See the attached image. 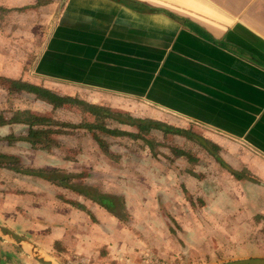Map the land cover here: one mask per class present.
Masks as SVG:
<instances>
[{"label": "crops", "instance_id": "0c3cea01", "mask_svg": "<svg viewBox=\"0 0 264 264\" xmlns=\"http://www.w3.org/2000/svg\"><path fill=\"white\" fill-rule=\"evenodd\" d=\"M40 1L0 0V12L32 19L23 32L25 55L35 58L22 80L108 109L106 129L138 134L123 124L131 118L189 136L152 130V146L122 136L140 141V151H121V164L107 152L87 154L84 173L78 155L63 169L73 189L65 178L60 186L45 180L46 191L60 187L47 192L55 215L44 213L34 190L2 189L0 226H23L55 264H185L238 254L241 220L249 240L254 219L264 223V0ZM4 42L0 33V77L14 78L18 60L6 57L14 46ZM173 147L191 151V162ZM220 162L249 178L238 180ZM103 196L114 209L97 202ZM8 214L18 219L8 222ZM13 253L31 264L26 249Z\"/></svg>", "mask_w": 264, "mask_h": 264}, {"label": "rangeland", "instance_id": "374dc122", "mask_svg": "<svg viewBox=\"0 0 264 264\" xmlns=\"http://www.w3.org/2000/svg\"><path fill=\"white\" fill-rule=\"evenodd\" d=\"M19 12V11H18ZM23 12V11H22ZM23 15V16H18ZM15 13L13 11H5L0 12V33L3 35L5 40V45L11 43L14 48H9L5 51L6 57H12L18 60L17 70L12 74L16 75L14 78H4V79H14L24 81L29 79L27 75V69L32 64L35 57H26V44L27 41L24 38L27 32H23L26 30L24 27H27V24H30L32 21L29 20V17L25 13H17V18L14 20ZM16 21V22H15ZM40 22V21H39ZM17 23V25H16ZM21 26V27H19ZM19 28V29H18ZM29 34V33H27ZM24 79V80H22ZM27 81V80H26ZM24 81V82H26ZM60 93V92H56ZM67 97V96H63ZM76 98V97H75ZM61 109V110H60ZM16 110H28L32 114L39 115L45 118L50 119L51 121L58 123L59 125L46 126L45 129H52L53 131H57V133L50 134L48 138L43 137L41 139V144L32 145L30 142L24 140L26 134L24 133V128L21 126H4L0 127V153L8 154L15 156L19 159V165L22 169L27 170H45L51 173V178H55L57 181H61L64 179V184L71 183L72 174H67L63 169H71L72 163L77 162L75 157L78 155L81 156L82 162L79 167L80 173H84L85 167L84 164H87V154L94 156V153H109L110 155L119 156L120 159H113V162L117 164H121L124 162L123 155H126L128 151L134 153H138L140 148L142 147V143L140 141H133L131 139L125 137H113L108 133L103 132L100 128H106L107 118L101 117H93L91 115H87L86 112H81L78 107L73 106H63V107H53L50 106L40 100H37L33 95L26 93H14L9 92L7 90V85L0 86V114H3L5 117H10L11 113ZM73 121L76 124H73ZM87 124L93 125L97 127L95 129H87V128H73L66 127L64 125H81L85 126ZM110 127V126H109ZM115 130V128H112ZM12 135L19 137L21 140L13 141L8 139ZM34 141V140H31ZM43 146H46L45 148ZM195 148H199V144H194ZM126 150L125 154L122 155L121 151ZM189 153H192L189 150ZM215 152L214 154H217ZM122 156H121V155ZM113 156V157H114ZM127 156V155H126ZM135 157L133 158V160ZM61 161H65L66 163L63 165ZM79 162V161H78ZM85 162V163H84ZM223 164V165H222ZM220 165L230 170L227 164L221 162ZM2 170V169H0ZM230 172V171H229ZM79 173V174H80ZM244 177L249 178L248 172L246 170L241 171ZM81 175V174H80ZM17 177V178H16ZM84 178L80 177V180L83 182ZM46 179L38 177V176H30L23 175L19 173H14L12 171L3 170L0 171V190L10 191L11 188L13 192L17 194V196H23L27 191H35L39 193V198H45L44 200V213L46 212L51 214H56L55 210L58 209L56 206V202L54 199L49 196L48 193H57L60 192V187H55L51 191H46L47 183ZM33 181L35 185H31L30 182ZM78 183L79 181H75ZM51 184V183H50ZM57 184V183H56ZM34 186V187H33ZM49 187V185H48ZM48 189V188H47ZM2 190V191H3ZM48 192V193H47ZM53 195V194H52ZM58 205L60 206V199H58ZM53 203V204H52ZM52 211V212H50ZM9 215V214H8ZM7 215V221H16L18 216L15 214ZM20 224L23 225L25 218L20 213ZM51 216V215H50ZM244 218H248L247 215ZM244 219L241 220L242 230L245 229L244 232V240L239 245L240 247H235L236 251H239L238 254H229L227 256L220 255L216 252L210 254V257H205L204 262H195V263H185V264H226L236 261H244L250 259L264 260V223L262 220L254 219L252 226L256 228L255 231V239L252 238L246 239L249 234H246L248 231V223L244 224ZM251 225V224H250ZM23 226H15V231L18 236L25 239V230L22 229ZM13 228V227H11ZM254 232V230H253ZM252 232V233H253ZM252 237V234H251ZM19 247L13 244L6 238H2L0 236V259H2L3 263L9 264V262H14L15 264H23L20 258L15 257L12 258L11 254L14 255V251H16ZM249 248V249H248ZM12 249V250H10ZM9 250V251H8ZM251 251L254 254L246 255V252ZM180 254H182L180 252ZM22 255V254H21ZM181 258V257H180ZM28 259L31 264H37V262L32 259L30 255H28ZM12 260V261H11ZM107 264H120V262H112Z\"/></svg>", "mask_w": 264, "mask_h": 264}, {"label": "trees", "instance_id": "16d2710c", "mask_svg": "<svg viewBox=\"0 0 264 264\" xmlns=\"http://www.w3.org/2000/svg\"><path fill=\"white\" fill-rule=\"evenodd\" d=\"M36 1L38 4L41 3L40 0H36ZM1 85H7V90L9 92L26 93V94L33 95L37 100H40L55 108L68 105V106L78 107L81 112H86L95 118L101 117L104 119L106 118L109 119L111 116L108 112V109L106 108L88 104L75 97L59 96L43 87L31 84L29 82H24L21 80H14V79L13 80L4 79L0 77V86ZM123 124L136 127L138 129V134H130V133L122 132V131L109 130L106 128H100V129L103 132L108 133L109 135L114 136V137L126 136L133 140L141 139L147 145H151V143L146 141L145 137L149 135L150 131L152 130H160L165 134L169 133V134H176V135L187 136V137L189 136L188 132H183L181 130H176L171 127H166L164 124L150 121V120H137V119L127 118V122H123ZM10 125L21 126L22 128H24L23 130H24V133L26 134V137L24 138V140L30 143L32 142L31 143L32 145H36V144H41L39 142H41V139H43V137L48 138L50 134L57 133V131H53L52 129H45L44 127L53 126V125L58 126L59 124L51 121L48 118L32 114L28 110H16L11 113L10 117H5L3 114H0V127L10 126ZM64 126L73 127V128L81 127V128H87V129L97 128L90 124H87L85 126H81V125L80 126L64 125ZM8 139H11L13 141L21 140L19 137L14 136V135L9 137ZM31 140H34V141H31ZM197 142L204 149H206L210 154H212V156H214L215 155L214 153L218 151V148L214 144L203 142L200 139H197ZM43 147L45 148L46 146H43ZM171 150L174 153H176V155L183 156L188 160V162H191L188 159L190 157L189 153L187 152L185 153L179 150L178 148L176 149L175 147L171 148ZM19 163L20 162L17 157L0 153V169L12 171L14 173H19L23 175L38 176V177L46 179L49 182L57 183L60 186V181H57L55 178H51V173L49 171L22 169ZM229 171L240 181L246 179V177H244L242 173H236L233 170H229ZM65 187L73 189L72 185H66ZM96 200H98L97 202L100 205H102L104 208L108 210L114 209L112 202L108 198L106 199L103 196L101 198L100 197L97 198Z\"/></svg>", "mask_w": 264, "mask_h": 264}, {"label": "water", "instance_id": "95a60500", "mask_svg": "<svg viewBox=\"0 0 264 264\" xmlns=\"http://www.w3.org/2000/svg\"><path fill=\"white\" fill-rule=\"evenodd\" d=\"M0 236L2 238H6L11 241L13 244L18 246L19 248H24L28 252V254L38 263V264H55L45 258L39 250L29 243L26 239L18 236L16 233L0 226ZM226 264H264V260L250 259L244 261H236Z\"/></svg>", "mask_w": 264, "mask_h": 264}, {"label": "built area", "instance_id": "2783aa9c", "mask_svg": "<svg viewBox=\"0 0 264 264\" xmlns=\"http://www.w3.org/2000/svg\"><path fill=\"white\" fill-rule=\"evenodd\" d=\"M126 262H127V260H126ZM126 262H125V264H127ZM130 264H131V263H130ZM142 264H145V263H142ZM146 264H151V262L148 261V263H146ZM152 264H165V263H162V262H159V261H153Z\"/></svg>", "mask_w": 264, "mask_h": 264}]
</instances>
